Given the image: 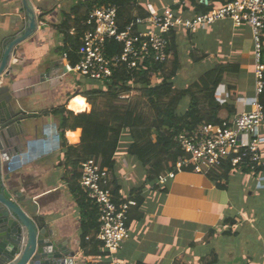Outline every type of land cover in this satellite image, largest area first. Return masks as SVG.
I'll list each match as a JSON object with an SVG mask.
<instances>
[{"label": "crops", "instance_id": "obj_1", "mask_svg": "<svg viewBox=\"0 0 264 264\" xmlns=\"http://www.w3.org/2000/svg\"><path fill=\"white\" fill-rule=\"evenodd\" d=\"M26 1L37 17L36 30L13 49L11 74L0 76V82L11 80L25 128L22 146L26 151L16 158L11 180L20 184L38 216L75 252L74 264H264V168L257 174L231 170L227 181H222L223 188L192 169L177 173L166 184H157L147 176L149 166L129 152L132 139L126 128L121 129L110 177L119 186L121 199L140 198V204L130 208L129 238L112 253L103 246L97 253H84L81 211L73 192L80 164L72 168L76 154L69 153L70 148L80 149L82 130L72 113H89L91 104L84 93L99 86L66 70L70 59L63 57L59 28L62 11L83 0ZM171 1L138 0L137 4L160 9ZM26 14L23 0H0V56L22 32ZM176 44L181 66L193 67L187 66L190 59L203 70L197 78L219 62L238 63L240 71L233 81L238 84L236 98L222 106L217 116L230 119L235 112L249 109L247 102L254 95V57L248 25L235 26L225 19L191 34L180 30ZM105 95L96 96L101 107ZM140 96L135 90L125 99ZM181 105L178 112L187 108L188 100ZM144 111L148 113L146 107ZM262 149L264 152V142ZM206 239L210 241L207 247L201 244Z\"/></svg>", "mask_w": 264, "mask_h": 264}, {"label": "built area", "instance_id": "obj_2", "mask_svg": "<svg viewBox=\"0 0 264 264\" xmlns=\"http://www.w3.org/2000/svg\"><path fill=\"white\" fill-rule=\"evenodd\" d=\"M184 5L185 0H172L170 6L160 9L145 6L146 17L134 10L132 19L122 28L117 5L108 4L90 10L85 20L87 28L80 36L76 51L78 62L74 66L68 62L65 68L94 83L102 82L109 80L119 68L137 72L166 63L172 32L183 30L191 34L225 19L235 26L248 25L254 57V95L247 102L249 109L235 112L232 118L222 119L219 123L203 121L191 129L181 128L174 133V141L182 153L174 168L160 174L156 182L166 184L185 169L205 174L204 168L222 163L229 164L232 170L257 174L259 167L264 168V106L259 98L264 89V0H228L207 12L191 16L181 15ZM39 24L43 26L42 22ZM110 40L122 44L121 50L111 55L106 52V43ZM63 57L68 61L67 53ZM154 73L158 74L157 71ZM129 84L133 87L132 83ZM130 93L121 97H129ZM215 95L219 104L228 100L224 85H219ZM109 172L106 167L100 168L94 157L87 158L80 163L78 185L97 209L96 239L112 253L129 238L127 221L136 200L132 197L114 201L109 188Z\"/></svg>", "mask_w": 264, "mask_h": 264}, {"label": "trees", "instance_id": "obj_3", "mask_svg": "<svg viewBox=\"0 0 264 264\" xmlns=\"http://www.w3.org/2000/svg\"><path fill=\"white\" fill-rule=\"evenodd\" d=\"M226 1L228 0H208L205 4L200 0H185L183 10L191 11L192 14L203 13ZM137 2L138 0H83L72 4L68 11H62L64 20L59 24V28L63 35L62 49L67 53L69 63L74 66L78 62L76 51L80 44V36L87 28L85 20L90 10L108 4L117 5L118 21L122 28L132 19L134 10L142 17H146L145 7L138 5ZM70 28L73 29L71 33ZM121 48L122 44L118 41L110 40L106 43L107 54L119 52ZM167 52L166 63L156 64L151 69L137 72L119 68L112 73L109 80L102 81L103 87L90 89L84 93L91 104L90 112L78 114L71 112L77 127L82 130L80 149L70 148L69 153L73 151L76 154L73 153L75 159L71 161L72 168L77 167L83 160L94 157L100 168L106 167L109 171L112 170L121 129L126 128L132 139L129 152L136 156L143 166H149L148 178L156 179L165 171L173 169L177 157L182 153L174 141V133L181 128L191 129L203 121L221 122L222 119L217 116L219 109L228 102L231 103L229 100H234L237 95L238 84L233 81L238 78L239 64L219 62L185 88H176L173 78L181 65L175 32L170 36ZM191 56L193 57L192 54ZM167 63H169L168 68ZM129 83H132L133 87ZM219 85H224L228 92V100L224 104H219L216 100L215 93ZM135 90L141 93L139 98L121 97ZM100 94H106L103 107L96 99ZM92 96L94 99L90 98ZM259 98L264 106V89ZM185 99L188 100L187 108L183 112H178L179 105ZM143 103L145 106L142 107ZM146 106L149 108L148 113L144 111ZM63 123L66 124L65 119ZM170 129L173 131L171 132ZM261 169L263 168H258ZM231 170L227 163L204 168L205 174L220 188L225 187L222 181H227ZM78 179L73 184V192L81 211V245L85 254L97 253V249L102 246V243L96 239L97 209L86 199L78 185ZM109 179V188L114 201H124L119 197V186L110 177V172ZM135 199L138 206L140 198L135 197ZM132 217L130 210L127 224ZM88 248L91 250L88 251Z\"/></svg>", "mask_w": 264, "mask_h": 264}, {"label": "water", "instance_id": "obj_4", "mask_svg": "<svg viewBox=\"0 0 264 264\" xmlns=\"http://www.w3.org/2000/svg\"><path fill=\"white\" fill-rule=\"evenodd\" d=\"M23 1L25 23L19 36L6 45L0 56V76L11 74L13 49L37 27V17ZM17 100L11 80L0 82V264H74L75 252L38 216L20 184L11 180L16 158L26 151L22 146L23 111Z\"/></svg>", "mask_w": 264, "mask_h": 264}, {"label": "rangeland", "instance_id": "obj_5", "mask_svg": "<svg viewBox=\"0 0 264 264\" xmlns=\"http://www.w3.org/2000/svg\"><path fill=\"white\" fill-rule=\"evenodd\" d=\"M60 7V6H59ZM196 38V37H195ZM194 44H196V41L194 42ZM187 66H193V67H190V68H187L185 66H181V68L179 69V71L177 72V75L174 77V84L176 85L177 88H181V87H184L185 85H187L188 83H190L191 81L195 80L197 78V73L199 71H201V68L197 65H194L193 62L189 59V62H188V65ZM197 66V67H195ZM166 67L168 68L169 67V63H167ZM206 69V68H204ZM191 70V71H189ZM203 71V70H202ZM201 71V72H202ZM200 72V73H201ZM74 73H71V74H68V77H72ZM76 75V74H75ZM82 81L81 83H83L84 80H80ZM80 83V84H81ZM68 84V83H67ZM90 84H95L96 86H99V87H103L104 86V83L103 82H95L93 83L92 81L90 82ZM69 87V85H68ZM78 87L79 85L77 84V90H78ZM80 91V90H78ZM186 100V99H185ZM184 100V101H185ZM182 108V105L179 106V110H181ZM149 108L146 106V111L148 112ZM202 246H209L210 245V241L208 239H206L203 243H201ZM214 245H212L213 247ZM241 247L242 245L239 246L240 250H241ZM236 261L238 263H243V260L240 258V257H237L236 258Z\"/></svg>", "mask_w": 264, "mask_h": 264}]
</instances>
